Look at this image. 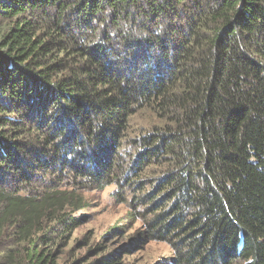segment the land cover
Wrapping results in <instances>:
<instances>
[{
  "label": "trees",
  "instance_id": "1",
  "mask_svg": "<svg viewBox=\"0 0 264 264\" xmlns=\"http://www.w3.org/2000/svg\"><path fill=\"white\" fill-rule=\"evenodd\" d=\"M112 184L157 264H264V0H0V264H59Z\"/></svg>",
  "mask_w": 264,
  "mask_h": 264
},
{
  "label": "rangeland",
  "instance_id": "2",
  "mask_svg": "<svg viewBox=\"0 0 264 264\" xmlns=\"http://www.w3.org/2000/svg\"><path fill=\"white\" fill-rule=\"evenodd\" d=\"M116 190L115 184L103 189H80L88 205L74 213L76 227L63 246L59 264L92 260L97 243L106 246L104 256L115 257L111 264H157L172 255L168 244L152 239H143L137 249H130L132 240L147 231V221L140 214L142 205L134 203L132 192ZM112 229H116L115 234H110Z\"/></svg>",
  "mask_w": 264,
  "mask_h": 264
}]
</instances>
